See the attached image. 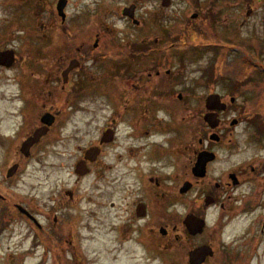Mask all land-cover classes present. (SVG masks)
Masks as SVG:
<instances>
[{
  "label": "flooded vegetation",
  "instance_id": "1",
  "mask_svg": "<svg viewBox=\"0 0 264 264\" xmlns=\"http://www.w3.org/2000/svg\"><path fill=\"white\" fill-rule=\"evenodd\" d=\"M243 1L250 6L249 0ZM0 3L4 14L0 21V51L14 52L12 64L0 65V69L17 70L19 79L14 92L6 84L0 86V264H134L139 260L135 250L127 249L131 245L157 253L162 258L160 264H190V253L201 247L212 250L202 264H240L241 245L234 237H221V232L242 210L247 208L253 214L264 203L263 192L256 197L260 193L257 189L264 188V157L253 155L227 162L224 167L222 151L235 145L232 139L236 128L244 123L256 143L264 140L244 119L250 112L264 115V101L252 104L244 98L242 87L250 85L251 77L239 78V85L229 83L234 76L223 79L222 75H211L207 95L218 94L226 103L223 98L239 87L237 97L232 96L224 110H209L207 95L204 96L203 134L191 151L185 117L181 116L178 124L174 119L165 122L155 117L157 111L175 115L189 110L185 103L188 94L173 90L182 87L184 75L180 67L190 54L196 58L197 53L213 52L226 43L221 39L223 32L217 30L222 0ZM236 4L237 0H226L228 7ZM33 13L44 15V20L38 21L42 30L39 38H31L30 32V38L22 37L18 49L8 44L15 29L22 33L31 30ZM224 19L231 30L238 23L232 14ZM33 33L37 37V32ZM201 37L216 40L193 42ZM132 80L131 89L121 85ZM222 81H228L225 93L216 90L223 86ZM100 86L106 90L98 97L109 98L115 106L107 107L109 110L99 118L102 112L90 110L89 125L93 127L96 118L105 121L69 167L59 165V172L68 169L49 185L43 162L47 145L57 146L64 140L61 132L69 125L74 127L71 115L78 113L88 98H94L92 88ZM118 96L123 97L122 101L127 98L128 103L117 105ZM238 98L243 99L241 114L229 117L230 123L223 122V115L237 109ZM208 111L218 113L220 120L214 129L204 122ZM56 129L60 132L53 137ZM154 131L163 133V138H147L137 148L146 152L129 154L131 159L123 161L118 178L110 182L120 185L117 201L108 202L110 209L117 208V222L112 230L120 248L113 252L83 249L75 233L79 207L86 199L78 188L80 180L93 174L97 179V168L110 155L113 145L119 143L117 146L125 149L127 140L139 142ZM213 133L217 139H211ZM89 150L93 153L85 158ZM201 151L211 154L205 160L204 174L198 175L194 167ZM187 185L189 188L184 191ZM249 203L257 206L248 207ZM190 215L204 221L200 233L191 234L186 226ZM258 224L263 235L264 214ZM207 227L210 229L205 234ZM242 245L250 248L244 241Z\"/></svg>",
  "mask_w": 264,
  "mask_h": 264
},
{
  "label": "rangeland",
  "instance_id": "2",
  "mask_svg": "<svg viewBox=\"0 0 264 264\" xmlns=\"http://www.w3.org/2000/svg\"><path fill=\"white\" fill-rule=\"evenodd\" d=\"M249 1L250 6H246L243 0H237L236 5L228 7L226 6V0H222V10L219 16L221 24L217 23V30L223 32L221 39H224L222 41L227 42L228 45L225 43L218 51L212 52L210 50H205L203 53L199 52L196 54V58L190 54L185 64L180 67L181 73L184 75L182 87H176L173 91L174 93L180 91L188 94V102L186 101L185 103L189 110L175 115L168 114L165 111H157L155 113L157 119H163L165 122L174 119V123L176 124L182 121L181 116L185 117L183 121L188 124L190 129L187 134L188 141L186 140L189 151L193 150V148L197 146L199 139L202 138L203 120L201 112L204 108V96L210 91V86L212 84V82L209 81L211 76L209 79H203V77L206 68L211 64H213V66L210 68L211 70H214L215 75H222L224 76L223 79L229 78L230 75H232V77L234 76V78L231 79V81H233L231 83H238L240 85L239 78L246 79L251 77V83L253 85L251 86V83H249L250 85L242 87L245 93L244 98L250 100L252 104H256L255 102L257 100L262 103L264 101V0ZM249 8L251 9L250 15H246ZM230 14L238 18V23H236L232 30L230 29L232 27H227V23L224 21L225 15ZM3 16L4 14L0 10V21ZM41 18L44 20V15L36 16L33 13V17L30 21L31 24L29 26L31 30L27 31L25 29L22 33L18 32V29H15L13 40L8 41V44L18 49L23 41L22 37L30 38L28 37L30 32H32L30 34L31 38H39V32H42V30L39 29L38 21H41ZM35 31L37 32V37L36 33H33ZM201 39L202 40H197V38H195V41L193 42L198 41L203 43L201 41L206 42L205 40L215 42L216 40L213 37H201ZM235 40H238L241 46H237ZM173 65L178 68L176 62H174ZM16 73L17 70L0 69V86L6 84L7 88L12 90L11 92L16 91L19 86V79H17ZM98 83L99 82H96V85H98ZM133 83V80L130 82L125 81L122 82L121 85L123 88L131 89L133 88ZM225 83L228 84L227 81H222L223 86L217 87L216 90H222L223 93L227 92V86ZM109 84L112 88L114 87L113 81L109 82ZM228 88L230 89L231 87ZM238 89L239 87L232 92V95L223 98L226 103L229 102L232 96L237 97L236 91ZM105 90L106 89L102 88V86L99 88H92L91 92L95 97L88 98L87 101L89 102L91 100V102L84 103V106H80V111L78 113L71 115V119L74 118L75 120L73 124L74 127L69 125L63 132H61L64 140H62L57 146L54 144L53 147L51 144L47 145L48 153L43 159V162L46 165L45 175L51 181L48 183L49 185L54 184L52 181L55 180L59 173L68 169L65 168L59 172L57 171V169H60L59 165L64 164L66 167H69L73 160L80 155L81 149L96 137L100 125L105 121L98 118L106 114L109 110L107 107L115 106L109 102V98L104 96L98 97V95L102 94ZM251 90L252 92H250ZM122 99L123 97L118 96L116 104L118 103L119 106H124L128 103L127 98L124 99V101H122ZM236 100L238 101L237 109H234L231 113L223 115V122L230 123L229 117H238L239 112L242 110L243 105L241 104L243 99L238 98ZM100 106L104 107L103 111L99 110ZM92 108L97 112L103 113H100L98 118L95 119L93 127L88 124L91 119V117L88 118L89 112ZM83 119L86 120L83 121ZM244 124H241L236 128L235 137L232 139L235 142V145L229 146L228 151H222L224 155V167H227L228 163H231L234 160L245 159L253 155H262L264 157V140L260 143H256L252 133L244 126ZM174 127L178 126L175 125ZM59 132L60 131L56 129L53 137H57ZM163 135L164 134L160 131H154L152 136H143L139 142H136V140H127L128 143L125 145V149H120L117 146L119 143L113 145L109 149L110 155L103 158L101 166L97 168V171L99 172L98 176H96L97 179H95V174H93L80 180L78 188L86 199H84L85 202L83 201L79 207L81 211L75 233L79 239L80 246L83 249L91 251L97 250L98 252L99 250L113 252L114 249L120 248V243L115 236V231L112 230L117 222V219L115 218L117 215L115 209L117 208L114 207L115 209H110L108 205L110 200H113L114 202L117 201L116 195L120 185L118 183L110 184V182L118 178L119 170L121 169L120 165L123 161L131 159V157L128 156L129 154H141L146 152L144 149H141V147L140 149L137 148L141 146L143 142H146V140H148L147 138L160 140L163 138ZM55 151L59 152L58 154H61V156L58 154L55 155ZM126 164H128V162H126ZM33 165L36 166L35 164ZM31 181L34 182V179L32 178ZM257 190H260V193L257 194L256 197H259L262 192L264 193V188ZM238 193H241V191H238ZM193 194L194 192L190 195L191 202L194 200ZM247 206L256 207L257 204L253 205L252 203H249ZM263 214L264 203H262V205L259 204L253 214L251 213V210L248 211V209L245 208L239 213V216L224 227L221 232V237H234L233 239L237 240V244L241 245L240 248L245 255H241L240 252L242 251H240L239 248L240 264H242L243 261H247L245 264H264V234L262 235L258 231L260 226L258 224V219L260 216H263ZM209 221L212 222V220ZM207 228L205 234L209 232L210 227ZM215 236H218L217 233ZM243 241L245 244L247 243L250 245L249 249L242 245ZM127 249L135 250L136 252L135 258L139 261H135L136 263L134 264H138V262H142L139 264L148 262L150 264H160L162 262L161 256L155 252H151L152 254L149 253V250L147 251L146 249H143V246L134 247L131 245L128 246ZM131 262L133 261L131 260Z\"/></svg>",
  "mask_w": 264,
  "mask_h": 264
},
{
  "label": "water",
  "instance_id": "3",
  "mask_svg": "<svg viewBox=\"0 0 264 264\" xmlns=\"http://www.w3.org/2000/svg\"><path fill=\"white\" fill-rule=\"evenodd\" d=\"M250 12H248L249 14ZM12 59H14V52L12 50L0 51V65L10 66L12 64ZM206 107L209 110H224L226 107L225 103L220 101V97L217 94H211L206 98ZM205 122L212 128H216L219 124L218 113L214 111H209L204 115ZM39 132V131H38ZM217 134H211V139H217ZM93 153V150H89L86 153L85 158L89 157V154ZM97 154V153H95ZM211 153L207 151H202L198 154L197 162L195 164L194 170L198 171V175L204 174V164L205 160L209 158ZM81 166H78L80 169ZM81 172V171H79ZM82 174V173H80ZM189 188V185L184 187V191ZM185 224L188 227L191 234L200 233L204 226V221L193 215L187 216ZM212 255V250L210 247H201L193 250L190 253V264H202L207 256Z\"/></svg>",
  "mask_w": 264,
  "mask_h": 264
},
{
  "label": "trees",
  "instance_id": "4",
  "mask_svg": "<svg viewBox=\"0 0 264 264\" xmlns=\"http://www.w3.org/2000/svg\"><path fill=\"white\" fill-rule=\"evenodd\" d=\"M235 43L237 44V46H241L239 44L238 40H235ZM218 51V50H216ZM211 66H213V64H211L208 68H206V72H204V77L203 79H209V77L213 74H215L214 70H211ZM232 76V75H230ZM257 76V75H256ZM228 82V81H227ZM233 81L229 80V83H231ZM245 121L247 122V125L252 127V129H254L256 132H258L261 136H264V115L260 114V113H256V112H250L249 114H247L244 117Z\"/></svg>",
  "mask_w": 264,
  "mask_h": 264
}]
</instances>
